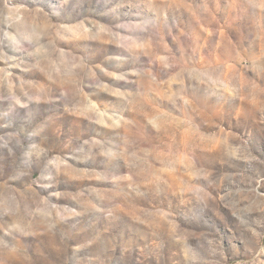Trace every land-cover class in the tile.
Returning <instances> with one entry per match:
<instances>
[{"label": "rangeland", "instance_id": "rangeland-1", "mask_svg": "<svg viewBox=\"0 0 264 264\" xmlns=\"http://www.w3.org/2000/svg\"><path fill=\"white\" fill-rule=\"evenodd\" d=\"M0 264H264V0H0Z\"/></svg>", "mask_w": 264, "mask_h": 264}]
</instances>
